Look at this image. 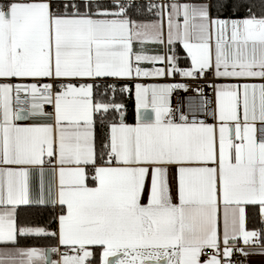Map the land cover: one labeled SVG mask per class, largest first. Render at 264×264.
<instances>
[{"label": "snow or ice", "instance_id": "6c2138e0", "mask_svg": "<svg viewBox=\"0 0 264 264\" xmlns=\"http://www.w3.org/2000/svg\"><path fill=\"white\" fill-rule=\"evenodd\" d=\"M237 254L264 255V0H0V264Z\"/></svg>", "mask_w": 264, "mask_h": 264}, {"label": "built area", "instance_id": "2783aa9c", "mask_svg": "<svg viewBox=\"0 0 264 264\" xmlns=\"http://www.w3.org/2000/svg\"><path fill=\"white\" fill-rule=\"evenodd\" d=\"M193 95L194 94L191 93V92H189L187 94V96H189V97L190 96H193ZM173 104L174 105L179 104V105L183 106L185 108V110H186L187 99H186L185 94H183V93H177L176 96L173 98ZM235 260H236V264H244L245 263L244 258L242 256L238 255V254L235 257Z\"/></svg>", "mask_w": 264, "mask_h": 264}, {"label": "crops", "instance_id": "0c3cea01", "mask_svg": "<svg viewBox=\"0 0 264 264\" xmlns=\"http://www.w3.org/2000/svg\"><path fill=\"white\" fill-rule=\"evenodd\" d=\"M244 264H264V255L253 254Z\"/></svg>", "mask_w": 264, "mask_h": 264}, {"label": "trees", "instance_id": "16d2710c", "mask_svg": "<svg viewBox=\"0 0 264 264\" xmlns=\"http://www.w3.org/2000/svg\"><path fill=\"white\" fill-rule=\"evenodd\" d=\"M50 216V212H43L41 215L39 216H33L32 219L40 222V223H44ZM29 243H34L33 241H29ZM39 244L43 245L45 243H49V242H46V241H38Z\"/></svg>", "mask_w": 264, "mask_h": 264}]
</instances>
